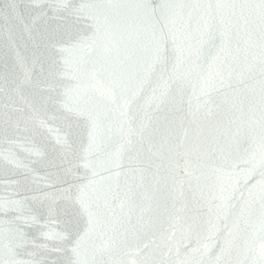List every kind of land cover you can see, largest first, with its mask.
<instances>
[{"label": "snow or ice", "instance_id": "obj_1", "mask_svg": "<svg viewBox=\"0 0 264 264\" xmlns=\"http://www.w3.org/2000/svg\"><path fill=\"white\" fill-rule=\"evenodd\" d=\"M0 264H264V0H7Z\"/></svg>", "mask_w": 264, "mask_h": 264}, {"label": "water", "instance_id": "obj_2", "mask_svg": "<svg viewBox=\"0 0 264 264\" xmlns=\"http://www.w3.org/2000/svg\"><path fill=\"white\" fill-rule=\"evenodd\" d=\"M6 2H7V0H0V7H3ZM69 211L71 212V211H74V210L69 208Z\"/></svg>", "mask_w": 264, "mask_h": 264}]
</instances>
